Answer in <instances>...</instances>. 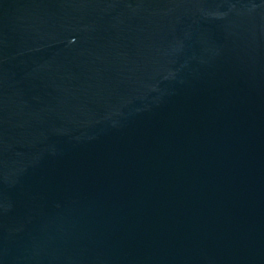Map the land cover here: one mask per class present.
I'll use <instances>...</instances> for the list:
<instances>
[{
  "label": "water",
  "instance_id": "water-1",
  "mask_svg": "<svg viewBox=\"0 0 264 264\" xmlns=\"http://www.w3.org/2000/svg\"><path fill=\"white\" fill-rule=\"evenodd\" d=\"M0 264H264V0H0Z\"/></svg>",
  "mask_w": 264,
  "mask_h": 264
}]
</instances>
